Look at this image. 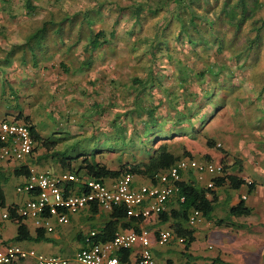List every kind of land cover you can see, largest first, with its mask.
Masks as SVG:
<instances>
[{
	"label": "rangeland",
	"instance_id": "obj_1",
	"mask_svg": "<svg viewBox=\"0 0 264 264\" xmlns=\"http://www.w3.org/2000/svg\"><path fill=\"white\" fill-rule=\"evenodd\" d=\"M31 1L36 9L27 14L24 8L26 0H0V122L21 114L30 120L41 137L55 141L56 152L69 157H82L83 154L90 157L94 153L98 163L117 170L133 157L131 151L139 148L126 151L110 145L126 139L134 145L139 144V140L145 137L142 130L146 119L144 110L156 108V114L163 117V121L156 117L159 125L147 128L152 130L151 134H160L158 127L161 125L166 132L176 130L174 119L168 116H174L177 111L189 109L191 116L186 117L187 120L199 121L210 112L213 104H218L219 108L211 117L195 124L196 133L162 136L155 139L152 147L168 142L175 154H188L199 163L211 160L210 163L219 166L222 162L232 166L239 160L242 171L234 173L248 182H255L264 192V25L257 31L264 19V0H252L257 4L254 15L235 34L233 49L227 47L220 53L217 44L209 40L211 35L204 25L198 26L199 37L192 34L200 42L189 44L179 32L176 11L154 13L150 6L144 8L140 19L136 20L128 7L146 0ZM225 1L198 0L193 4L196 13L218 21V36L215 38L223 41L224 46L233 35L226 19L225 24L222 21L221 10ZM108 3L113 8L128 7L119 14L116 11L109 14ZM97 5L101 9L95 10ZM99 10L101 16L96 15ZM88 12L93 21L90 28L94 31L102 28L106 32L103 40L108 43L92 51L91 58V51H84L87 46L84 41L68 49L76 41L77 31L86 32L89 28L81 24L82 16H79L69 36L62 38L64 41H57L55 37L46 40L49 43L46 55L38 51L37 65H33L27 42L29 35L44 19ZM98 17L103 21L98 22ZM116 18L119 23L114 27ZM257 35L258 42L253 45L251 42ZM163 39L160 50L156 43ZM205 39L208 43L203 42ZM234 50L238 56L233 54ZM86 62L90 64L84 65ZM136 77L151 78L146 91L140 95L143 101L136 99L139 91L131 86ZM227 83L233 88L228 89ZM206 92H211L216 99L210 101ZM137 103L144 108H140V112L135 111ZM95 136L99 151L91 146ZM209 142L213 148H209ZM75 143L80 144L68 148ZM142 159L144 156L137 157L136 162ZM31 160L32 164L37 162L35 172L58 175L64 171L59 159H54L38 146L34 148ZM78 163L80 160L73 166L78 167ZM187 175L185 173L183 177L188 179L190 176ZM195 176L203 185L212 178L207 174ZM216 176L219 174L213 177ZM134 183L137 186L146 184L139 177L134 178ZM227 195V191L219 194L216 219L225 217ZM254 204L258 209H264L260 198H256ZM104 218H94L92 224H101ZM262 223V217H252L246 224L254 225L253 230H237L216 227L200 217L195 219L191 224L197 233L190 249L194 254L192 258L197 260L200 251L208 259L201 257L200 261L191 262L264 264ZM71 228L73 232L78 230L74 224ZM260 229L263 231L257 232ZM80 231L86 234L89 228ZM159 247L177 253L185 250V244L179 243L176 236L168 245ZM71 248L69 242L64 243L61 246L64 251L59 256L70 257L68 252Z\"/></svg>",
	"mask_w": 264,
	"mask_h": 264
},
{
	"label": "trees",
	"instance_id": "obj_2",
	"mask_svg": "<svg viewBox=\"0 0 264 264\" xmlns=\"http://www.w3.org/2000/svg\"><path fill=\"white\" fill-rule=\"evenodd\" d=\"M150 1V2H149ZM198 0H146L144 3H137L133 4V6H126L128 9H130L131 16L134 15L136 20L140 19V16L143 12L144 8L152 7V11L159 12L160 10L167 11L168 13H172L176 11V17L178 20L179 26V32L181 33V36L186 38L188 43L198 44L200 41L195 40L192 36L193 33H195L199 37V29L198 26L204 25L205 28H207V31L211 35L209 38L210 41H214L215 44H217L218 47V53H220L224 48L229 47V49H233L231 47L235 44V34L238 33V31L241 29L242 25L246 20H248L250 17H252L254 14V11L257 9L256 2H253L252 0H226L223 8L221 10L223 23L226 24L233 29V35L232 37L225 42V46L223 44V41H221L219 38H215V36H218L217 31V20H212V18L207 17V15H199L195 12L193 9V4H195ZM153 2V3H152ZM152 3V4H151ZM110 5V3H108ZM115 7V6H114ZM25 10L27 11V14H32L33 11L36 9V7L33 5V2L31 0H26L25 2ZM100 8L99 5L95 8V10H98ZM122 8V9H121ZM123 7L116 6L113 8V6L110 5L108 7V13H114L116 11L118 14L126 9ZM101 9V8H100ZM110 9V10H109ZM117 9V10H116ZM252 12V13H251ZM90 12L84 13L83 15H64L58 17L51 16L50 18L44 19V21L41 23V25L34 30L29 35L27 47L28 52L31 55L32 62L34 66L37 65V56L41 53L45 56L46 52L48 50L49 43L46 42V40L49 37H55L61 39L64 41L65 36H69L71 28L76 24V18L81 17V24H84L88 26V30L86 32H82V30H78V36L76 38V41L74 44L69 45L68 49L76 46L79 42H85L87 43V46L84 51L90 52V58L94 52L99 50L105 43H108V41H104L106 32L101 28L100 30H93L90 28V26L93 24V21L90 19ZM251 13V14H250ZM98 16H101V11L99 10L97 12ZM100 20L98 22L103 21L102 17H98ZM219 20V19H218ZM114 27L118 25L119 21L118 18L114 20ZM262 24L259 26L257 31H259L262 26L264 25V19L261 21ZM68 27V30L67 27ZM66 27V28H65ZM165 39V38H164ZM161 40L156 43V47H159V49H162V46L164 41ZM60 40V41H61ZM204 43H208V40H203ZM258 42V35L255 37L254 40H252V44L255 45ZM247 50V48H246ZM39 51V54L37 55V52ZM233 54L236 55V50H234ZM90 62L84 63V65H89ZM151 78H145L140 79L138 77L134 78L132 80V88L133 90H138L139 93L137 94V100H142L140 98V95L146 91L145 89L148 87L149 81ZM229 88H233L232 84L227 83L226 84ZM207 93V92H206ZM209 96V100L213 101L216 99L213 94L207 93ZM219 103V101H216ZM222 102V101H221ZM140 108L144 109L141 104L137 103L136 112H140ZM219 108L218 104H213L212 109L209 113L204 115L200 120H187L186 117L191 116L190 110L187 109V111H184L185 109H181L182 111H177L174 116H168L169 119H174V125H177L176 130H170L171 133H168L163 130V126L161 125L158 128L160 129L159 133L151 134L153 127H155L158 124V119H161L163 121V117H159L158 114H156L157 110L156 108L152 109H146L144 111L146 114V119L142 124V130L144 131L143 136L141 140H139L138 145H134L133 142L128 141L127 139L122 141H118V143L110 145L115 147V149L125 148L126 151H131V148H139L138 150L131 151L133 152V157L128 160L127 163H122L117 170H111L108 167H106L104 164H100L96 161V158L93 156L94 153L90 155V157H87V155L83 154L82 157H69L65 156L64 153L56 152V143L55 141H50V138L44 139L40 136V134L37 132L36 127L30 123V120L27 117H23L21 114L17 115L18 120H23L25 124L29 127L31 136L34 140V148L36 146L43 148L47 153L51 154V156L54 159H59V163L62 166V169L64 170L63 173L69 172L75 174L79 178H93L98 181H108L111 179L120 178L123 175H131L134 178L139 177L143 180L149 181L150 183L156 185L158 184V177L160 174L166 172L170 168H172L179 160L184 158H190L191 156L188 154H183V156H180L178 154H175L171 150V145L168 142H163L161 145L153 146V143L155 139H159L160 137H168V136H174L177 135L179 132L183 133H196L197 128H194L195 124L197 122H205V119H208L211 117L213 112H215ZM157 117V118H156ZM160 120V121H161ZM185 121V122H184ZM150 127L148 130L147 128ZM151 131V132H150ZM150 133V134H149ZM121 136V135H120ZM92 139V138H91ZM90 139V140H91ZM97 137L95 136L92 140L93 143H91V146L93 148H98L100 145L96 141ZM90 142V141H88ZM78 144H72L68 148H74L78 146ZM209 148H213V144H210L209 142ZM2 144H0V147ZM106 147H110L108 145H104ZM153 148V149H151ZM109 149V148H106ZM100 148L97 149L99 151ZM123 150V151H125ZM92 151V152H97ZM148 152V153H147ZM34 153V152H33ZM90 154V152H89ZM149 155V156H148ZM144 156V159L136 162V158ZM148 156V159L146 160V157ZM136 157V158H135ZM76 158V159H75ZM80 160V163H78V167H74L73 163ZM205 163H210L211 160H205ZM224 162L221 163V174L216 177L210 178L209 181L212 183V187H208L207 185L201 184L197 177L192 173L188 172L187 176H190L188 179H185V177H181V181L177 182L175 186L177 187V192L175 196L167 203V208L165 211L161 212L157 216L158 225L157 226H164L169 225V228L173 231L174 235L179 239H184L185 244V250L188 251L191 247V245L196 241L195 238V229L192 228L190 224V217L193 215V213L197 212L200 215V218L205 220L208 223L214 224L216 227L219 228H232V229H246L247 227L242 224H238L237 220L241 217H249L252 215L253 210L249 207H247L245 201L241 199L239 203L235 206H230V196L227 195L225 206L226 213L224 218L215 217V212L219 206V196L216 192L217 189H229L233 191H239L241 188L246 187L247 193L252 194L256 188L257 184L255 182H248L243 177L239 176L238 174L234 173L236 171L241 172L242 171V163L239 160H236L232 166H228ZM233 170V171H232ZM190 173V174H189ZM14 174L16 176L25 175L28 176L30 174V171L26 168L15 170ZM53 174V173H49ZM56 175V174H53ZM0 206L4 207V197L3 193L0 189ZM169 208V210H168ZM90 211L93 215H97L99 213V209L95 204H93L90 208ZM44 216H47L46 214ZM12 217L14 215L12 214ZM24 219L19 218L20 223H22ZM144 222L142 218L138 217H128L127 216V208L125 205L115 206L112 208L111 212L106 218V221L103 223V227L101 229H98L99 232L97 235L93 238L94 242H110L113 240V238L118 234L120 230H134L135 232H139V225ZM31 238L28 234V231L26 227L22 224H20L18 228V233L16 236L15 241H29ZM43 239V238H38ZM118 258L121 261H125L128 259L129 252L128 251H121L118 254ZM188 263H191V260H194L195 258H192L190 256H187Z\"/></svg>",
	"mask_w": 264,
	"mask_h": 264
},
{
	"label": "built area",
	"instance_id": "obj_3",
	"mask_svg": "<svg viewBox=\"0 0 264 264\" xmlns=\"http://www.w3.org/2000/svg\"><path fill=\"white\" fill-rule=\"evenodd\" d=\"M0 164L17 162L25 164L33 155L34 140L29 127L23 120L5 118L0 122ZM222 168L213 163H199L192 158L179 160L172 168L160 174L158 184L147 183L137 186L134 177L123 175L120 178L102 182L93 178H79L73 173L58 175L30 170L25 183L17 187L19 193L33 194L24 207L20 208L18 215L25 218L41 219L55 218L59 224L68 221L69 215L78 214L91 208L93 204L102 210H112L115 206L125 205L128 217H138L143 220L157 218L165 211L167 203L175 196V184L181 181L183 174L192 172L194 175L202 174L214 176L221 174ZM200 179V177H199ZM149 182V181H148ZM212 187L211 181L207 183ZM195 212L190 217V224L199 218ZM8 219L3 214L0 227ZM90 236H95L94 232ZM175 237L170 229L158 230L156 239L159 245H168ZM153 234L147 229L135 232L124 231L117 234L112 241L106 244H87L86 248L76 254L77 264H156L152 252ZM184 244V239L179 238ZM131 250L130 260L121 261L117 251ZM26 253L18 247L0 248V264H13L16 260L24 258ZM40 264H66L56 259L39 258ZM183 264H191L185 262Z\"/></svg>",
	"mask_w": 264,
	"mask_h": 264
},
{
	"label": "crops",
	"instance_id": "obj_4",
	"mask_svg": "<svg viewBox=\"0 0 264 264\" xmlns=\"http://www.w3.org/2000/svg\"><path fill=\"white\" fill-rule=\"evenodd\" d=\"M31 158L32 156L26 161L25 164L17 162H3L0 164V189L4 197V207L0 206V219L3 214L8 215V219L4 220L2 227H0V248L13 246L20 248L23 252L26 253V256L24 258L16 260L13 264H40V257L43 259H56L59 262H65L66 264H77L75 260L76 254L82 249L86 248L88 243L102 245L108 243H102L99 241L94 242L93 238L99 232L98 229H101V227H103V223L106 221V218L111 212V210H102L98 208L99 213L97 215H93L89 208L78 214L69 215L68 221L64 224H59L53 217L46 218L47 216L41 219L25 218L22 223H20L19 218L21 217L18 215V212L20 208L24 207L27 200L31 198L33 194L17 192V187L23 185L28 176H16L14 172L15 170L22 168H26L29 171H34V169L38 168L37 162H34L32 164ZM109 181L110 180L106 182ZM145 183L147 184L150 182L145 180ZM260 188V186H257L256 190L252 194L247 193L246 187L241 188L239 191H233L229 189H217L216 192L219 196L222 191H227L230 196V206L237 205L241 199L245 201L247 207L251 208L253 210V213L249 217L238 218L237 220L239 222L237 223L245 225L248 229L253 230L254 225L250 226L246 224L247 220L252 217H258L259 219H261L262 217L264 219V209L260 210L257 208V205L254 204V200L256 198H260L264 203V192H261ZM12 214L14 215V217H12ZM76 216H79L77 221H75ZM102 216H104L105 218L101 224H92V220L94 218ZM20 224L26 227L28 234L31 238L29 241H15ZM72 224H74L75 227L78 228V230L75 229V232H73L74 230H72L71 228ZM157 224V218H153L151 220H144V222H142L138 226L139 230L147 229L153 234L152 252L157 264H183L188 260L187 256L193 257L194 254L190 251L191 247L188 251L184 250L178 253L161 249V247L159 246L162 245L158 244L156 239V233L158 230L169 229V225L167 224L159 227L157 226ZM85 227L89 228V231L86 234L80 231H83ZM130 230H120L118 234L120 232ZM262 231V229L257 230V232ZM91 232H94L95 236L91 237ZM196 235L197 233H195V238ZM39 237L43 239L39 240ZM67 242H69L72 247L71 250L68 252L70 257L61 258V256L59 255L64 251V249H61V246ZM121 251H117L115 254H118ZM128 252L129 255L127 260H130L133 252L131 250H128ZM198 254L199 257L197 258V260L196 258L194 260L200 261L202 259L201 257L208 259V256H206V254L202 255L200 251L198 252ZM198 254L196 255L198 256Z\"/></svg>",
	"mask_w": 264,
	"mask_h": 264
}]
</instances>
